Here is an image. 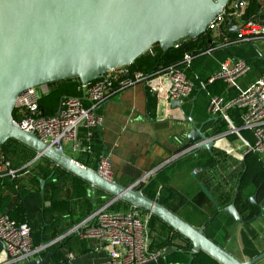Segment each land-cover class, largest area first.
<instances>
[{"label":"water","instance_id":"water-1","mask_svg":"<svg viewBox=\"0 0 264 264\" xmlns=\"http://www.w3.org/2000/svg\"><path fill=\"white\" fill-rule=\"evenodd\" d=\"M230 3L231 0H0V148L15 140L86 182L93 191H102L112 200L155 216L191 242L193 256L204 252L220 264H259L264 252L242 261L205 234V228L217 215L203 227H195L148 197L143 189L108 180L48 145L34 132L22 129L14 116L18 99L30 89L72 81L91 84L111 71L131 66L146 53L156 56L157 46L166 53L183 40L198 39ZM239 30L233 21L229 22L230 34ZM170 106L194 127L187 136L188 145L207 150L215 146V140L185 114L183 104L171 101ZM44 186L42 180V190ZM238 192L239 187L233 202L225 207L208 196L218 214L244 224L236 206ZM259 207L258 217L264 218V199ZM0 246L3 260L7 261L9 255L1 238ZM53 256L48 253L45 258L28 259L24 264H50Z\"/></svg>","mask_w":264,"mask_h":264},{"label":"built area","instance_id":"built-area-1","mask_svg":"<svg viewBox=\"0 0 264 264\" xmlns=\"http://www.w3.org/2000/svg\"><path fill=\"white\" fill-rule=\"evenodd\" d=\"M264 3V0H260ZM239 4L237 7L236 4ZM234 4L236 10L234 9ZM246 6V2L230 3L224 8L209 25L212 48L204 54L211 55L213 51L225 48L237 43H256L264 41V21H245L234 37L226 32L227 23L231 19L240 18L242 15L239 7ZM264 10V6L262 5ZM176 49L180 42L175 44ZM193 54H185L177 65L161 70L151 78L143 73L129 74L125 68L111 71L105 78L91 84L81 85L82 97H66L61 102L59 112L53 117H45L40 110V100L50 93V85L41 88L30 89L23 93L16 104V123L24 130L34 132L42 141L50 146L64 151L72 158L80 157L81 153L90 151V147L84 146L80 140L82 129L100 130L103 125V117L98 114V107L110 96L124 91L138 84H145L150 92L156 97L164 93L163 86H152L154 81H159L167 86V99L185 104V102L199 88L206 89L208 84L222 82L229 87H235L239 81L246 77L252 66L241 59L228 58L221 62L218 71L210 77L208 82H201L198 87L195 80L187 76L193 60ZM210 102L208 113L213 119L222 118L228 124V131L217 139H224L235 135L244 147V156L257 154L261 159L264 157V75L252 86L241 91L236 97L228 98L223 95H208ZM240 111L242 126L237 127L229 115V111ZM249 132L255 141L251 143L243 136V132ZM88 133V137H91ZM68 148L69 153L66 152ZM197 147L193 146L177 154L171 161H177L191 154ZM41 157L30 163L31 166ZM99 174L114 180L112 158L110 154H103L98 161ZM150 173L132 186L142 189L148 180L155 175ZM207 173L206 169L198 168L193 171L196 176ZM19 169L13 168L0 149V178L8 177L12 180L20 178ZM160 192H158V196ZM116 200H110L101 207H96L91 214L83 219L61 238L51 244L35 247L32 239V231L27 224H17L8 214H0V238L5 243L9 259L3 264H24L26 260L41 258V253L51 245L71 236H79L82 239L96 240L107 251V260L98 264H149L157 262L161 253L151 252L152 236L150 222L152 215L141 210L131 209L128 212H115L111 207Z\"/></svg>","mask_w":264,"mask_h":264},{"label":"trees","instance_id":"trees-1","mask_svg":"<svg viewBox=\"0 0 264 264\" xmlns=\"http://www.w3.org/2000/svg\"><path fill=\"white\" fill-rule=\"evenodd\" d=\"M242 1L247 4L244 7H239V9H243V18L245 21H264V10L262 9L260 0H231L232 3ZM227 34L232 37L235 36V34H230L228 32ZM212 44L213 39L211 33L207 31L205 35H202L196 40L186 39L181 41L178 49L174 47L166 53L157 46L155 47L156 56H153L151 53H146L137 59L134 64L125 69L129 71L130 75L143 73L153 78L161 72V70L180 63L185 54L189 53L193 54L196 58L193 60L192 66L187 72V76L195 80L198 87L201 82H208L210 79L208 73L214 75L218 71L220 63L226 61L228 58L241 59L252 66L253 72L251 71L246 76V83L254 84L257 78L264 73V62L260 58V51L255 43H237L217 49L213 51L211 55L204 54L214 46ZM80 84L79 81L51 84L50 93L40 100L39 105L42 115L45 117L55 116L60 110L62 100L66 97L81 98L82 90ZM241 91L244 90H240L239 85L229 87L222 82L208 84L206 89L199 88V90L193 93L185 102V112L195 119L197 124L202 126L205 132L211 129V136L216 137L225 134L228 131V124L226 121L222 118L211 119L208 113L210 102L208 95H223L228 98H234ZM147 104L151 115L154 116L157 107V97L150 92L149 88L147 89ZM229 115L237 127L242 126L239 110H230ZM14 116L15 119H17L16 113H14ZM88 133L92 134L90 138H88ZM80 138L84 146L90 147V153L95 157H100L102 155L103 144L99 130L82 129ZM0 149L3 151L6 159L12 163L13 168L19 169V174L21 176L26 173H30L32 176V179L27 185L21 181V176L16 180H12L8 177L0 178V214H8L11 219L16 221L19 225H29L31 231L33 230V240L35 233L47 228V225H51L53 228L52 230H47L45 235L61 234L62 232L56 229V226L61 221V214L58 216L52 213L57 209H70L74 200L71 195H68V197L64 199L56 197V192L59 194H68L65 191L67 185V181L65 182L66 177H70L72 181L80 182L85 186L90 187V185L56 167L55 164L44 157L38 159L31 166L26 167L32 163L38 155L34 150L15 140L9 141ZM90 153L85 152V155L78 159V161L90 167ZM179 160L180 162L192 161L193 170L197 168H208L212 162L211 159L203 160L201 157L198 158L194 156V153L188 154ZM163 172L164 171H159L153 175L142 189L148 197L156 199L161 204L165 205L161 198H157L159 186L165 183ZM234 178V185H236L237 188L239 187V192L236 197V206L243 216L245 221L244 224H247V222H250L257 216V210H255L250 202L251 197L258 190L259 192L264 191V164L260 161L258 155H247L244 161V169L239 171ZM42 180L45 181L43 190L41 188ZM95 196V208L111 200V197L102 191H96ZM234 198L235 194L232 193L223 201L218 198H215V200L221 207H225L230 205ZM193 202L199 209L208 213L210 217L217 215L214 221L205 228V234L220 245L218 237L228 235L231 228L236 226L237 223L229 216L218 214V209L206 192L199 193L193 199ZM47 203H50V207L47 206ZM111 209L115 212H122L131 209V207L124 202L118 201ZM91 213L92 212L89 214ZM150 231L152 234L151 252L162 254L157 262L151 264H220L204 252H200L193 256L191 254V242L155 216L151 217ZM45 240L47 239L45 238ZM33 243L35 247L42 245L37 244L35 240ZM45 244L46 243H43V245ZM59 246L56 244L51 250L54 252ZM66 246H68V244ZM60 250L56 253V256L52 259L50 264H63L66 262L64 256L66 253H61Z\"/></svg>","mask_w":264,"mask_h":264},{"label":"crops","instance_id":"crops-1","mask_svg":"<svg viewBox=\"0 0 264 264\" xmlns=\"http://www.w3.org/2000/svg\"><path fill=\"white\" fill-rule=\"evenodd\" d=\"M262 5L264 6V3ZM235 10L236 6L232 11ZM241 12L240 18L230 20L234 22L237 28H240L245 22L243 9ZM228 25L229 23H227L226 32H228ZM255 45L259 49V46L264 45V41H257ZM260 58L264 62V55L261 51ZM208 76L211 77L212 74L208 73ZM246 78L244 77L239 81L240 90H246L252 86L253 83H246ZM151 85L163 86L164 89V93L157 97V107L154 116L151 115L148 109V86L145 84H138L115 93L98 107V114L104 119L103 125L99 130L103 144L102 155L105 153L111 155L114 181L126 186H132L150 173L164 171L165 183L159 186L157 198H161L166 207L193 226L203 227L210 215L199 209L194 204L193 199L199 193L206 192L214 198L223 201L232 193H236L237 186L234 185V176L244 169L246 158L244 156V147L235 135H230L224 139H217L211 136V129L205 132L203 127L199 126L195 119L185 112L187 116L193 119L198 129H201L208 137L215 140V146L211 150L196 149L192 153L203 160L211 159L212 162L208 168H204L207 173L199 176L193 174L196 169L193 170L192 161L180 162V160H177L169 162L177 154L193 147L188 145L187 136L194 127L184 118L180 111L171 109L170 101L166 97V85L157 80ZM243 136L251 143L255 141L249 132H243ZM88 152L90 153V151ZM90 154L89 166L96 170L99 158L102 155L95 157L92 153ZM83 155H85V152L75 159L78 160ZM258 157L264 164V157L263 159L260 156ZM31 179L30 173L21 176V181L26 185ZM66 181L65 191L68 194L56 192V197L64 199L71 195L74 200L73 204L70 209H57L52 213L58 216L61 214V221L56 226V229L62 233L59 235H45L47 230L49 231L53 228V226L47 225V228L39 230L34 235V240L39 245H43V243L51 244L61 238L95 209L96 191L80 182L72 181L70 177H66ZM158 192H160L159 196ZM254 197L256 198L252 201ZM263 199L264 191L259 192V190L250 199L251 204L257 210V217L261 211L259 203ZM47 206L50 207V203H47ZM129 210L122 212H128ZM218 241L223 248L242 261L257 257L264 252V218L255 217L247 224H237L231 228L228 235L219 236ZM56 244L60 246L53 252L51 249ZM67 244L68 246H66ZM59 250L61 253H66L64 255L66 262L63 264H98L105 262L108 257L107 251L98 241L82 239L79 236L67 237L51 245L40 256L45 258L48 253H51L54 255L51 258L52 261ZM5 262L3 260V249L0 246V264ZM259 264H264V261Z\"/></svg>","mask_w":264,"mask_h":264},{"label":"rangeland","instance_id":"rangeland-1","mask_svg":"<svg viewBox=\"0 0 264 264\" xmlns=\"http://www.w3.org/2000/svg\"><path fill=\"white\" fill-rule=\"evenodd\" d=\"M259 50L264 55V45L259 46ZM66 152L69 153L68 148H66Z\"/></svg>","mask_w":264,"mask_h":264}]
</instances>
